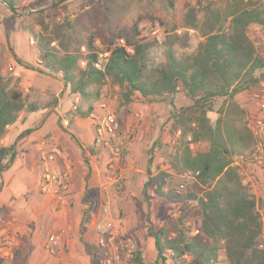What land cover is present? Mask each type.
Returning a JSON list of instances; mask_svg holds the SVG:
<instances>
[{"label": "trees", "instance_id": "16d2710c", "mask_svg": "<svg viewBox=\"0 0 264 264\" xmlns=\"http://www.w3.org/2000/svg\"><path fill=\"white\" fill-rule=\"evenodd\" d=\"M116 1L100 0L74 18L60 21L53 15V5L20 17L21 32L32 38L41 68L23 62L11 50L14 62L25 70L60 74L69 93L82 99H98L99 93L90 90L108 81L121 90L126 104L138 96L166 102L175 109V96L184 94L190 105L172 114L182 141L170 157L169 169L194 180L195 191L182 200L198 208L200 226L194 236L188 235L181 219L150 230L157 260L162 264L168 260L173 264H216L222 254L227 264H264V248L259 244L264 235V200L252 195L233 165L235 157L252 154L255 148L247 125L237 126L233 117L247 118L235 102L236 95L264 80V61L248 36L251 25L264 27L263 0H227L219 8L212 3L188 7L184 28L201 27L203 42L187 62L169 50L162 66L150 64V45L139 38L140 22L114 28L112 5ZM0 3L16 14L13 0ZM169 6L173 8L171 2ZM199 13H203L202 22ZM217 98L226 102L211 125L207 115L213 112L211 102ZM51 107L29 100L16 85L11 87L0 69V179L17 159L14 145L1 144L8 128ZM201 141L207 143L206 151L193 154L189 144ZM163 187L165 177L156 191L161 197ZM133 263L142 264L140 253L134 254Z\"/></svg>", "mask_w": 264, "mask_h": 264}, {"label": "rangeland", "instance_id": "374dc122", "mask_svg": "<svg viewBox=\"0 0 264 264\" xmlns=\"http://www.w3.org/2000/svg\"><path fill=\"white\" fill-rule=\"evenodd\" d=\"M99 1L13 0L16 14L0 3V69L10 86L16 85L29 100L52 106L49 111L56 115L55 121L41 136L48 143L49 136L55 132L60 135L58 142L64 150L65 163L61 162L58 173L50 169L49 173L67 186L55 185L50 192L43 191V168L36 190L28 192L23 200L12 197L10 204L0 207V250L4 239H13V245L0 253L2 264H114L115 257L122 264H134L135 253H140L142 264H162L157 260L150 230L156 231L169 220L181 219L188 235L198 233L200 212L195 204L182 200L183 195L195 191L194 180L190 176L175 175L169 169L170 157L182 141L172 114L190 105L184 94L175 96V109L166 102L146 101L138 96L126 104L121 90L108 81L90 90L99 93L98 99H82L69 93L60 74L52 76L39 70H25L13 60L11 50L23 62L41 68L32 38L21 32L20 17L51 9L53 5V15L60 21L64 17L74 18ZM225 1L117 0L112 5L115 8L113 25L121 29L135 22L158 21L162 37L145 43L150 45V64L164 65L169 50L178 60L187 62L203 42L201 27L184 28L187 8L204 7L208 3L219 8ZM202 19L203 13H199V21ZM225 102L224 98L212 100L213 112L207 115L211 125L218 119L216 112L224 108ZM235 102L243 109L242 93L236 95ZM101 105L115 114L118 130L127 138L126 148L117 157L111 151L95 149L90 155L94 132L88 115L91 111L100 112ZM233 119L237 126L247 125L246 117ZM34 126L35 130L38 125ZM206 149L207 143L201 141L190 150L195 154ZM233 163L237 164L235 158ZM237 168L243 181L249 182L245 168ZM164 177L161 197L156 191ZM250 190L253 195L251 186ZM29 205L39 211L36 220L16 214ZM104 207L112 218L113 229L102 235L94 225ZM52 235L59 237V244L51 250L47 245ZM164 264L173 263L168 260ZM216 264H227L222 254Z\"/></svg>", "mask_w": 264, "mask_h": 264}, {"label": "built area", "instance_id": "2783aa9c", "mask_svg": "<svg viewBox=\"0 0 264 264\" xmlns=\"http://www.w3.org/2000/svg\"><path fill=\"white\" fill-rule=\"evenodd\" d=\"M138 32L140 40H143L144 43L150 41H158L163 34L162 27L158 21H148L140 23L138 25ZM259 32L264 39V29ZM120 44H123V42L121 41ZM257 55L264 61V51L257 52ZM177 91H179V89ZM241 93L244 99L242 108L247 113V128L255 140V148L253 153L249 157L247 155L235 157L237 164L233 163V165L239 168L241 166V169L247 167H257L260 169H264V81L257 84L256 87L254 86L247 88ZM88 118L93 126V148L97 151H111L113 153V156L117 157L120 151L126 148L127 143H125L124 146V140H127V138L125 137V134H121L119 132L118 120L115 117V114L107 111L106 107L104 105H101L100 112L91 111L88 115ZM178 134L180 135V132H178ZM187 141L189 142L190 139L188 138ZM199 143L200 142L190 143L189 148L192 149ZM57 155H60V153L57 149H55L49 154H43L41 157V161L43 162L45 167V173L42 183L43 191L50 192L55 185L63 186V188L67 187L65 184H63L62 180L51 175L49 173V170L47 169L48 164L53 162L55 156ZM197 175L198 173H195V176ZM245 183L249 186H252L254 181L249 179V182ZM94 227L96 232L102 235L112 231L113 221L107 208L104 207L100 219H98ZM100 242L102 243V239ZM58 244V236L52 235L49 237L47 245L49 249L52 250L56 248ZM1 245L3 249L0 250V253L6 251L8 247L13 245V239H4ZM260 247L264 248V246ZM5 256H7L6 253ZM114 264H122V261L119 257H115Z\"/></svg>", "mask_w": 264, "mask_h": 264}, {"label": "crops", "instance_id": "0c3cea01", "mask_svg": "<svg viewBox=\"0 0 264 264\" xmlns=\"http://www.w3.org/2000/svg\"><path fill=\"white\" fill-rule=\"evenodd\" d=\"M263 29L264 27L256 25H251L248 28V36L257 52L264 51V39L259 32ZM55 116V114H50L49 110H44L29 115L8 128L7 136L1 144L4 147L14 145L17 159L0 179V207L4 204H10L12 197L16 198L17 201L23 200L28 192L38 188L42 170L45 169L41 161L43 154H49L55 149L59 151L60 155L55 156L54 161L47 166L48 170L50 169L53 173L59 172L62 161L65 163V153L60 141L58 142L60 135L55 132V135L49 136L48 143L45 140L43 141L44 138L41 136V132L55 121ZM34 124L38 125L35 130ZM57 130L60 131L58 127ZM245 171L250 179L254 181L251 186L253 195L256 199L264 200V169L247 167ZM11 207H14V205H11ZM35 208L33 205H29L23 212H17L16 214L26 215L30 219L36 220L39 217V211ZM259 241L261 242L260 246H264V235L261 236Z\"/></svg>", "mask_w": 264, "mask_h": 264}]
</instances>
